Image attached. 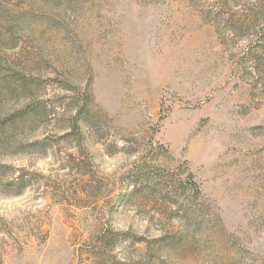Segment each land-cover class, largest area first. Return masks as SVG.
<instances>
[{
    "label": "rangeland",
    "instance_id": "374dc122",
    "mask_svg": "<svg viewBox=\"0 0 264 264\" xmlns=\"http://www.w3.org/2000/svg\"><path fill=\"white\" fill-rule=\"evenodd\" d=\"M4 4L28 12L45 112L21 150L3 136L0 264H264V0ZM189 173L201 223L173 246Z\"/></svg>",
    "mask_w": 264,
    "mask_h": 264
},
{
    "label": "trees",
    "instance_id": "16d2710c",
    "mask_svg": "<svg viewBox=\"0 0 264 264\" xmlns=\"http://www.w3.org/2000/svg\"><path fill=\"white\" fill-rule=\"evenodd\" d=\"M28 26V12L14 7H7L4 0H0V48L6 45L12 52L8 55L5 50H1L0 54V90L3 98H10L11 105H4L0 108V155L4 148V133L8 130L13 132V146L17 150H21L27 142H23L29 132L33 130L35 125L40 124L45 107L43 99L39 94L41 79L32 74L33 62L28 59L24 53V38ZM10 46V47H7ZM85 102L70 117L74 127L80 128L82 114L86 112V106L91 100V93L85 92ZM39 126V125H38ZM41 128V127H40ZM163 149L162 145L158 146ZM166 154L168 150L165 149ZM8 166L0 161V173ZM158 177L156 170H144L136 167L129 173V180H132L136 186L138 182H152ZM158 182H163L160 179ZM157 181V180H156ZM181 182V181H180ZM178 182L177 185L170 184L166 187L167 192H172L173 198H183L180 202L172 205L180 213L179 223L181 232L171 238V245H180L183 241L182 235L187 234L201 223L200 213L202 209L201 202L202 191L194 176L189 173L185 183ZM166 183V181H164ZM5 190L9 196H18L25 189L26 185L22 181V177L10 178L4 184ZM171 189V190H170ZM136 242L144 243L142 238L136 237Z\"/></svg>",
    "mask_w": 264,
    "mask_h": 264
}]
</instances>
